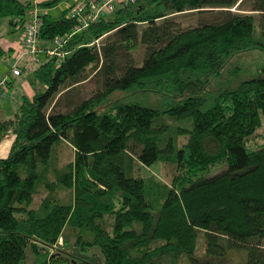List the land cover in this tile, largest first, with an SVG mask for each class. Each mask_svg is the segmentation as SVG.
<instances>
[{
	"label": "trees",
	"instance_id": "obj_1",
	"mask_svg": "<svg viewBox=\"0 0 264 264\" xmlns=\"http://www.w3.org/2000/svg\"><path fill=\"white\" fill-rule=\"evenodd\" d=\"M31 7L0 0V18L22 29ZM190 11L216 14L187 27L173 18ZM42 18L40 40L69 35L67 54L45 57L32 70V99L0 121V140L14 136L0 159V264H26L28 250L33 264H229V248L264 264V143L247 145L264 130V66L206 93L233 54L264 50V0L117 2L80 30L67 8ZM90 76L94 90L76 100L74 87ZM131 87L163 94L167 107L115 100L100 111ZM164 113L190 120L179 128L186 140L167 134ZM62 145L72 159L63 161ZM159 160L173 163L170 183L134 175ZM66 225L90 255L56 248Z\"/></svg>",
	"mask_w": 264,
	"mask_h": 264
},
{
	"label": "rangeland",
	"instance_id": "obj_2",
	"mask_svg": "<svg viewBox=\"0 0 264 264\" xmlns=\"http://www.w3.org/2000/svg\"><path fill=\"white\" fill-rule=\"evenodd\" d=\"M119 0H116L115 3H117ZM75 2V0H60L56 3V5L52 8L45 9L41 6L39 7L37 4L33 5L30 8V15L34 8H40L43 11H48L52 16H58L68 5H71ZM248 2L246 1L243 5V8H248ZM214 14L210 11H193V12H186L181 14H176L173 16V18L177 21H179L180 25L183 27L196 25L201 20H209L211 19ZM10 26H13L10 28ZM15 33V39H11L10 35ZM21 34L20 30L18 29V26L11 25L8 18H0V42L1 44L6 43L5 45V53L9 50V46H13L14 42L17 41L19 38V35ZM52 46V44H49V47ZM13 52H11V57L16 58L19 56L22 52L21 47L15 45ZM136 64L141 65L143 61L144 56V46L139 43L138 46L133 50ZM40 61L42 62L45 59V55L43 53H40L38 55ZM9 56L3 55L0 58V62L7 61L8 62ZM7 64V63H5ZM23 65V62H22ZM6 66V65H5ZM5 66L3 69H5ZM264 66V50L261 49H250L242 52H237L233 54L230 59L227 61L222 74L219 77H216L211 80L209 86L207 96L209 98H212L215 94H217L222 88L228 87V86H234L239 81L247 78L255 77L259 74L260 69ZM34 78L33 72L27 71L20 77L16 79L13 86L11 87V90L7 92V88L5 89V92H3L4 96L6 98L8 97L9 100L16 99L20 105L23 104V102L29 98V87H32V80ZM95 80L93 76H90L83 82H80L78 85L74 87V98L80 99L83 97H88L92 91L95 88ZM27 96L26 99H24V96ZM14 100V101H16ZM115 100H122L124 102H133V103H139L141 105L149 106L152 108H157L160 110H164L167 107L166 98L161 93L157 92H150V91H141L137 89L136 87H131L125 90H116L114 91L107 99L104 101V103L101 104L100 111H105L106 107L112 103ZM59 109H64V102L62 100V103L58 107ZM163 121L168 125V129L166 130L168 135H171L173 137H178L179 140H186L185 135H181L179 133L180 127H186L188 128L190 126V120H181L174 118L168 113L163 114ZM188 126V127H187ZM251 140L256 141L257 143H248V148L253 149L255 146H258L262 143H264V130L260 129L257 131V134L255 137H253ZM61 154L63 156V161H68L73 158L72 150L67 145L61 146ZM223 168H225L224 165H219L214 167L213 169H210L205 175L206 176H212L218 172H220ZM174 166L173 163L170 161H157L153 163L150 166L147 165H141L137 164L136 170L134 175L136 176H142V177H149L151 175H155L156 179L162 183H170L173 176H174ZM62 196H69V193L66 190H63L61 193ZM40 196V195H39ZM39 197H37L36 202H38ZM78 229L76 227H72L70 225H66L56 242V248L61 250H66L72 253L73 255H90V250H83L82 247L78 244H76ZM202 242V236L200 237L199 243ZM203 250V246H200ZM34 254L28 250L27 251V258H26V264H33ZM227 256L229 257V264H246L247 256H248V249H233L229 248L227 252Z\"/></svg>",
	"mask_w": 264,
	"mask_h": 264
},
{
	"label": "built area",
	"instance_id": "obj_3",
	"mask_svg": "<svg viewBox=\"0 0 264 264\" xmlns=\"http://www.w3.org/2000/svg\"><path fill=\"white\" fill-rule=\"evenodd\" d=\"M116 0H75L71 5H67L68 16L78 18L81 21L77 30L88 26L89 20H96L102 14H108L115 9ZM135 0H119L121 3H131ZM43 11L34 8L30 19L21 29L19 44L21 54L12 61V75L18 76L25 70L31 71L41 62L38 55L43 53L46 57H56L57 61L63 58L67 52L63 49L66 39L69 37L57 36L52 41V46L43 47L39 38V31L43 25ZM23 62V65H22Z\"/></svg>",
	"mask_w": 264,
	"mask_h": 264
},
{
	"label": "crops",
	"instance_id": "obj_4",
	"mask_svg": "<svg viewBox=\"0 0 264 264\" xmlns=\"http://www.w3.org/2000/svg\"><path fill=\"white\" fill-rule=\"evenodd\" d=\"M20 1H22L25 4H31L32 6L37 4L40 7L39 4H41V2H45L47 0H20ZM30 11L28 13V16L30 15ZM12 27L13 26H10V28H12ZM19 30L21 32V29H19ZM14 36H15V33L10 35L12 40L15 39ZM19 39H20V35H19V38L17 39V41L14 42L13 46H9V50L7 51L9 53L4 54V55L9 56L8 62L7 61L0 62V121L13 117L14 114L18 111V108L21 106L20 105L21 103H19L16 99L9 100L8 97L6 98V96H4L6 94L3 93V92H5L6 88L8 89L7 92L9 90H11V87L13 86L16 79L18 77L22 76L26 72V70L22 68V72L20 75H18V76L12 75V61L15 58L12 59L11 52H13L15 45L20 46ZM40 43L43 47H49L48 43H44L42 41ZM0 44H1V42H0ZM5 45H6V43L1 44V46L3 47L4 50H5V48H4ZM5 63H7V64H5ZM4 66H5V69H3ZM33 94H34L33 88L29 87V94H28L29 98L32 99ZM24 97H25L24 99L27 98V96H24ZM14 100H16V101H14ZM13 140H14V136L12 133H7L0 140V159L6 157L9 154Z\"/></svg>",
	"mask_w": 264,
	"mask_h": 264
}]
</instances>
